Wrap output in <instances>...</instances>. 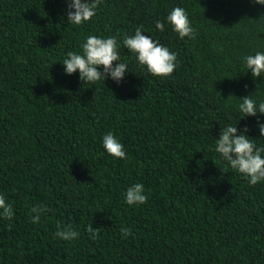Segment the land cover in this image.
Listing matches in <instances>:
<instances>
[{
	"label": "trees",
	"instance_id": "trees-1",
	"mask_svg": "<svg viewBox=\"0 0 264 264\" xmlns=\"http://www.w3.org/2000/svg\"><path fill=\"white\" fill-rule=\"evenodd\" d=\"M69 2L0 0V194L14 211L0 217V264H264V181L250 185L215 150L229 125L264 148V114L239 109L247 95L264 102V76L245 60L264 53V4L101 0L74 25ZM175 7L194 38L167 22ZM141 26L177 54L170 76H153L124 47ZM88 36L117 38L128 66L119 83L64 72ZM108 132L126 158L104 149ZM135 183L147 202L128 205ZM36 205L48 210L32 223ZM68 226L78 238L55 235Z\"/></svg>",
	"mask_w": 264,
	"mask_h": 264
},
{
	"label": "clouds",
	"instance_id": "clouds-1",
	"mask_svg": "<svg viewBox=\"0 0 264 264\" xmlns=\"http://www.w3.org/2000/svg\"><path fill=\"white\" fill-rule=\"evenodd\" d=\"M256 3L264 4V0H255ZM101 0H70L67 7V21L74 25H80L90 20L96 15L97 7ZM167 22L171 24L173 30L178 33L180 38L195 37V29L191 25L188 14L182 7H175L166 17ZM141 27L136 28L134 35L123 38L124 47L136 54L138 63L146 66L148 72L153 76L167 77L170 76L177 61V54L171 52L166 46L152 39L149 35H144ZM156 28L164 30V23L156 22ZM120 45L115 36L102 38L97 36H88L86 42L82 45L83 54L76 52L67 53V58L63 61L64 72L73 74L79 72V78L85 82L95 83L111 78L119 83L125 76L127 64L120 62ZM246 66L251 69L253 78L264 76V53L256 52L255 55H249L245 58ZM113 62H116L115 64ZM102 66V71L98 70ZM243 102L239 109L244 115L255 116L257 113L264 114V102L259 103L249 95L242 97ZM261 136H264V124H257ZM247 128L238 133L236 126H227L221 129L217 139L215 150L227 160L232 169L237 170L248 178L250 185H256L264 181V148L256 147L252 140L245 134ZM103 147L108 154L113 157L124 159L126 152L122 143L108 132L102 139ZM125 202L128 205H139L147 202L144 185L135 183L128 187L125 192ZM48 209L44 206H33L31 212L32 223H38L41 214ZM14 216L13 207L6 202L4 195L0 194V217L11 220ZM87 232L91 234L93 240L97 239L99 234L98 228L91 225L87 227ZM121 233L127 237L133 235L129 228H121ZM62 240L71 241L78 238L79 233L71 226L58 228L56 234Z\"/></svg>",
	"mask_w": 264,
	"mask_h": 264
}]
</instances>
